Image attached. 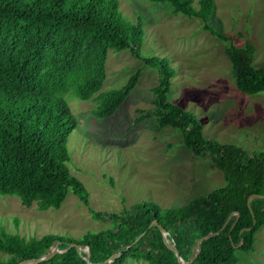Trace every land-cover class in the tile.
Returning <instances> with one entry per match:
<instances>
[{
    "label": "trees",
    "instance_id": "trees-1",
    "mask_svg": "<svg viewBox=\"0 0 264 264\" xmlns=\"http://www.w3.org/2000/svg\"><path fill=\"white\" fill-rule=\"evenodd\" d=\"M149 1L202 20L213 35L229 42L225 54L237 89L246 95L264 93V68L252 64L253 44L234 46L206 25L214 0H199L198 10L192 0ZM143 36L141 20L127 21L118 0H0V195L45 211L58 209L71 191L87 205L86 188L67 166V141L77 121L62 95L93 99L91 115L111 117L137 85L139 72L119 89L101 91L108 51L129 50L139 57ZM144 62L159 72L153 89L159 125L179 129L196 156L208 154L226 185L187 207L161 209L140 202L120 214L92 212L113 227L79 241L55 235L25 239L1 229L0 252L8 258L0 264H103L118 254L109 264H238L237 250H251L264 223V153L247 155L233 144L204 140L197 119L167 99L174 75L169 62L156 56ZM153 220L161 229L149 227ZM209 234L196 254L197 242ZM55 244L61 253L35 262ZM73 244L87 248L89 257Z\"/></svg>",
    "mask_w": 264,
    "mask_h": 264
},
{
    "label": "rangeland",
    "instance_id": "rangeland-1",
    "mask_svg": "<svg viewBox=\"0 0 264 264\" xmlns=\"http://www.w3.org/2000/svg\"><path fill=\"white\" fill-rule=\"evenodd\" d=\"M118 2L127 21L141 20L144 36L139 57L129 50L108 51L101 91L119 89L139 72L137 85L121 107L102 120L90 113L95 100L81 101L70 92L62 95L77 121L67 141V166L86 188L87 205L71 191L58 209L45 211L36 203L25 207L15 196L0 195V230L25 239L55 235L79 241L87 233L113 227L92 212L120 214L140 202L161 209L187 207L226 185L224 173L208 154L196 156L184 145L179 129L159 125L153 93L159 72L145 64L150 56L166 59L173 68L167 99L197 119L204 140L233 144L247 155L264 153V93L246 95L237 89L225 54L229 42L168 3ZM191 5L198 10L199 0ZM206 25L234 46L253 44L252 64L264 68V0H214ZM55 247L58 244L51 250ZM80 251L89 257L87 248ZM236 255L238 264H264V223L251 250H237ZM7 258L0 252V262Z\"/></svg>",
    "mask_w": 264,
    "mask_h": 264
},
{
    "label": "water",
    "instance_id": "water-1",
    "mask_svg": "<svg viewBox=\"0 0 264 264\" xmlns=\"http://www.w3.org/2000/svg\"><path fill=\"white\" fill-rule=\"evenodd\" d=\"M250 199H252V197L249 198V202H250ZM154 226H158V228L161 229V226L158 225V222H157L156 220H153V221L151 222V224H150L149 227H154ZM224 226H225V225H224ZM224 226L222 227V229L224 228ZM165 236H166V233H163V237H165ZM210 236H211V234L207 235L206 237L200 239V240L197 242V251H196V254H198L199 251H200V243H201V241L204 240V239H206V238H208V237H210ZM135 241H137V239H136ZM166 243H167V242H166ZM71 246H75L77 250H81V248H82L81 246H79V245H74V244L71 245ZM170 249L174 251L177 260H178L179 262L183 263V261L181 260V258H180V256H179L178 252L173 248V246H170ZM57 253H61V251H59V250L57 249V247H55L53 250H50V253H49L48 256H43V257L39 258L38 260H36L35 262L46 261V260L50 259L52 256H54L55 254H57ZM118 256H119V254H118V255H113V256H111V257H110L108 260H106L103 264H109V263H111L112 259H113L114 257H118ZM32 263H34V261H31V262H29V263H20V264H32Z\"/></svg>",
    "mask_w": 264,
    "mask_h": 264
}]
</instances>
